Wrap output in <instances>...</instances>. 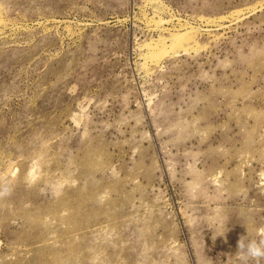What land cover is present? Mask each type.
Segmentation results:
<instances>
[{"label": "rangeland", "instance_id": "obj_1", "mask_svg": "<svg viewBox=\"0 0 264 264\" xmlns=\"http://www.w3.org/2000/svg\"><path fill=\"white\" fill-rule=\"evenodd\" d=\"M242 236L264 0H0V264H240Z\"/></svg>", "mask_w": 264, "mask_h": 264}, {"label": "clouds", "instance_id": "obj_2", "mask_svg": "<svg viewBox=\"0 0 264 264\" xmlns=\"http://www.w3.org/2000/svg\"><path fill=\"white\" fill-rule=\"evenodd\" d=\"M235 255L240 264H261V261H264V238L246 240L245 236H242Z\"/></svg>", "mask_w": 264, "mask_h": 264}]
</instances>
